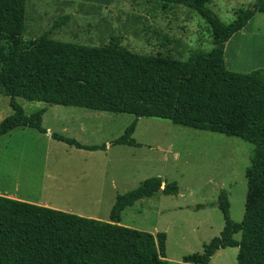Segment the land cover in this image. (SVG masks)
I'll list each match as a JSON object with an SVG mask.
<instances>
[{
  "label": "trees",
  "instance_id": "trees-1",
  "mask_svg": "<svg viewBox=\"0 0 264 264\" xmlns=\"http://www.w3.org/2000/svg\"><path fill=\"white\" fill-rule=\"evenodd\" d=\"M162 7L189 8L209 26L212 48L184 60L119 49L118 37L106 47L53 41L51 30L69 15L57 18L37 38L22 40L25 0H0V95L12 114L0 121V137L16 128L46 134L41 108L27 115L17 99L48 106L128 114L165 120L173 125L236 137L254 148L245 171L244 214L239 223L229 214L224 191L218 195L223 228L178 264H209L219 249L237 248L236 264H264V68L250 73L226 69L227 41L259 13L264 0L239 9L230 23L209 9L213 0H159ZM136 122L111 145L140 147L132 137ZM50 137L85 151L106 145H83L58 133ZM158 191L177 195L176 182L152 177L133 190L116 195L108 221L81 217L0 195V264H168L165 233L155 235L120 224L121 213ZM240 238L235 240L234 235Z\"/></svg>",
  "mask_w": 264,
  "mask_h": 264
},
{
  "label": "rangeland",
  "instance_id": "rangeland-1",
  "mask_svg": "<svg viewBox=\"0 0 264 264\" xmlns=\"http://www.w3.org/2000/svg\"><path fill=\"white\" fill-rule=\"evenodd\" d=\"M34 1H26V12L32 3V16ZM59 1L64 0L36 1V10L49 15L40 16V25L58 12H62L58 18L69 15L70 19V7L60 5ZM254 2L213 0L208 7L222 22L230 23L239 9L251 8ZM84 7L74 10L75 26L65 30L81 42L99 41L112 34L110 38L118 37L123 49L179 60L212 48L209 26L184 6L164 8L152 0H123L111 13ZM26 18L22 40L45 33L38 28V36L31 37L28 15ZM224 58L226 69L232 72L245 74L264 68V12L256 14L229 39ZM17 101L27 115L45 108L42 126L51 133L73 138L83 145L105 144L108 151L77 150L53 140L49 132L45 135L29 128H16L0 137V192L4 196L14 194L21 201L43 206H70L72 214L80 212L87 218L108 221L116 195L131 191L152 177L174 181L177 195L158 191L143 198L122 211L120 222L153 235L165 233L168 264H178L189 254H200L203 245L219 235L224 224L217 202L221 191L226 193L230 218L236 223L242 220L247 189L245 171L254 151L251 144L165 120L48 106L20 98ZM10 114L9 99L0 95V121ZM133 121L136 126L132 137L141 146L111 145ZM233 238L238 240L240 236ZM236 255L237 248H225L210 264H236Z\"/></svg>",
  "mask_w": 264,
  "mask_h": 264
},
{
  "label": "crops",
  "instance_id": "crops-1",
  "mask_svg": "<svg viewBox=\"0 0 264 264\" xmlns=\"http://www.w3.org/2000/svg\"><path fill=\"white\" fill-rule=\"evenodd\" d=\"M26 1L27 0H25V9H24V21H23V31H22V35H23V33L25 32V24H26V20H27V15H28V23H29V25L27 24V26H28V28L30 29V32L31 33H29L30 34V36L31 37H35V36H38V34L35 32L38 28H39V30L43 33V32H46L47 30H48V28L50 27V24L56 19V18H58V16H61L62 15V12H61V14L58 12V13H56V14H52V16L50 17V20L48 21V22H45L46 24H44V25H40L39 24V22H38V19L40 18V16H49L48 14H46L45 13V11H42V10H36V1L37 0H35L34 1V5H32V7H33V10L35 11L34 12V16H32L30 13H29V7L31 6V4H29L28 5V7H27V12H26ZM152 1H154L156 4L158 3V4H160L161 5V2L159 1V0H152ZM60 3V5L61 4H63L64 5V7H66V8H68V7H70V14H71V16H70V19H69V21L67 22V23H65L63 26H61V27H58L54 32H52V33H50V34H48V38L50 39V40H53V41H59V42H69V43H75V44H79V45H81V44H90V45H96L95 47H106V46H108L109 44H110V36L112 35V34H108L107 35V37H105V38H102L101 40H96V39H94V41H91V42H81L80 40H78L79 39V37H77V36H75V34H73V33H68L67 34V31H65L68 27H70L71 25H72V27L73 26H75V25H73V23H72V21H73V18L77 15V13L74 11L75 9H77V8H85L84 6L85 5H87V6H89L91 9H92V11L93 12H104L105 10H106V12H114V11H116V6L119 4L120 5V3L121 2H123V0H93V1H86V0H80V1H75V0H68V1H59ZM86 2V3H85ZM77 3H80L81 5H83V6H81V7H78L77 6ZM162 6V5H161ZM88 7V8H89ZM62 11H64L63 12V14L65 13V11H66V9H64V10H62ZM72 11L74 12L73 13V15H72ZM117 11H118V9H117ZM74 16V17H73ZM254 18V17H253ZM252 18V19H253ZM72 23V24H71ZM248 24V23H247ZM246 27V26H245ZM244 27V28H245ZM243 28V29H244ZM39 31V32H40ZM241 31V30H240ZM38 32V33H39ZM239 32V31H238ZM36 33V34H35ZM44 34V33H43ZM22 35H21V37H22ZM42 35V34H41ZM68 37L67 39H61L62 37ZM229 41V40H228ZM227 41V42H228ZM227 44V43H226ZM226 44H225V46H226ZM123 46H122V44L120 43V41H119V43H118V45H117V48H119V49H121ZM123 49V48H122ZM125 51H128V52H134V53H140V54H146V55H153V54H150V53H146V52H135V51H132V50H125ZM224 54H225V47H224V51H223V57H224ZM224 61H225V58H224ZM224 64H225V62H224ZM46 131L47 132H49L50 134H51V132H50V129L49 128H46ZM49 134V135H50ZM45 135H47V133L45 134ZM72 147V146H71ZM77 150H81V149H77ZM83 151H85V150H83ZM108 151V148H106L104 151H102V152H107ZM86 152H94V151H86ZM93 183V182H92ZM91 186H93V184L91 185ZM112 186V185H111ZM0 195H2V196H4L3 194H1V192H0ZM6 197H9V198H12V199H17V200H21L20 198H17V197H15L14 196V194H12V195H9V196H6ZM36 204V203H35ZM37 205H41V204H37ZM41 206H43V205H41ZM46 207H49V208H52V209H58V210H62V211H64V212H67V213H74V211H73V208L72 207H70V206H63V207H59V206H46ZM78 215H80V216H86V217H89L88 215H86V214H84V213H77ZM228 248V247H227ZM225 249V248H224ZM221 250H223V249H219V250H217L216 252H215V254L211 257V260L214 258V257H216L217 255H218V253H220V251ZM211 260H210V263H211ZM209 263V264H210Z\"/></svg>",
  "mask_w": 264,
  "mask_h": 264
}]
</instances>
